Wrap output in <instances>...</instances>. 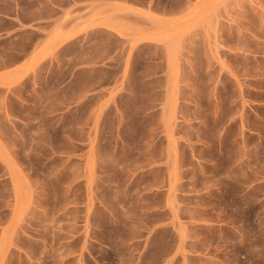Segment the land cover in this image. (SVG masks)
Wrapping results in <instances>:
<instances>
[{"label":"rangeland","instance_id":"374dc122","mask_svg":"<svg viewBox=\"0 0 264 264\" xmlns=\"http://www.w3.org/2000/svg\"><path fill=\"white\" fill-rule=\"evenodd\" d=\"M0 264H264V0H0Z\"/></svg>","mask_w":264,"mask_h":264}]
</instances>
